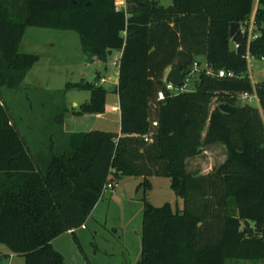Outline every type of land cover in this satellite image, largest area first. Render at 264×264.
I'll return each mask as SVG.
<instances>
[{
    "label": "trees",
    "instance_id": "trees-1",
    "mask_svg": "<svg viewBox=\"0 0 264 264\" xmlns=\"http://www.w3.org/2000/svg\"><path fill=\"white\" fill-rule=\"evenodd\" d=\"M127 1L130 11L117 9L118 0H0V244L9 250L0 261L13 254L25 264H65L53 241L74 229L82 250L75 230L109 182L142 176L147 191L149 177L164 176L183 207L143 198L137 264H264V81L252 83L247 59L264 57V0ZM233 22L241 29L232 37ZM33 26L75 31L87 61L107 63L109 50L121 53L120 133L70 131L64 147L32 151L2 88H18L39 61L20 50ZM201 56L207 67L194 90L166 89L168 67L188 75ZM221 69L233 75L221 77ZM100 79L66 84L65 92H91L75 114L105 112ZM254 89L260 107L239 98ZM222 102L235 110L221 111ZM56 120L63 124L62 115ZM214 144L226 146V159L208 173L189 171L187 159Z\"/></svg>",
    "mask_w": 264,
    "mask_h": 264
},
{
    "label": "rangeland",
    "instance_id": "rangeland-1",
    "mask_svg": "<svg viewBox=\"0 0 264 264\" xmlns=\"http://www.w3.org/2000/svg\"><path fill=\"white\" fill-rule=\"evenodd\" d=\"M168 6L173 0H159ZM128 4V1H127ZM244 27V26H243ZM245 28V27H244ZM243 28V29H244ZM250 22V31L254 32ZM232 47H236L232 44ZM20 50L39 55V61L28 72L25 80L18 88H2V95L7 102L14 120L19 125L32 151H48L54 147H64L68 143V127L73 131H90L94 129L118 131L120 118L111 110L103 117L67 116L66 124L56 120L65 118L66 106L72 110V102L79 103L89 99V90L64 88L68 82L92 79L97 71L106 80L100 83L108 89V103L114 104L118 96L115 78L119 67L114 60L107 63L87 61L82 51L79 35L71 30L28 27L20 46ZM118 52V51H116ZM200 68L207 67L205 57H199ZM249 75L254 85L264 81V61L253 57L249 60ZM101 77V74L98 73ZM97 75L94 80H96ZM198 72L188 77L184 88L194 90L197 85ZM98 83V81H97ZM118 83V82H117ZM68 103V104H67ZM258 106V105H256ZM260 107V106H258ZM226 158V148L222 144L205 146L196 157L188 160V168L195 171L211 170L218 167ZM143 179L137 176H126L114 184L115 193L111 189L103 193V198L86 229L78 232L82 250L72 235L56 243L65 258V264H137L141 258V232L144 212L143 198L160 206L170 202L173 206H183V199L178 197L170 187V179L155 176L152 189L145 191L141 185ZM0 247L9 252L8 248ZM0 264H25L23 256L12 255L2 259ZM228 264H253L250 261H231Z\"/></svg>",
    "mask_w": 264,
    "mask_h": 264
},
{
    "label": "crops",
    "instance_id": "crops-1",
    "mask_svg": "<svg viewBox=\"0 0 264 264\" xmlns=\"http://www.w3.org/2000/svg\"><path fill=\"white\" fill-rule=\"evenodd\" d=\"M256 7H257V3H256V5H255V10H256ZM255 10H254V13H253L252 18H251V23H252V25H253V20H254ZM243 28H244V27H242V29H243ZM120 55H121L120 52H116V51H113V50H112V59L109 58V61H110V60H114L113 63H116V64L118 65V59H119ZM109 61H108L107 63H109ZM100 62H101V63H104V64L106 65V67H107V63L102 62V61H100V60H96V59L94 60V63H100ZM170 68H171V67H168V68L165 70L164 80H165V77H166L168 71L170 70ZM98 73L101 74V79L98 81V84H100V83H102L103 81L106 80L105 76L102 75V73H101L100 71H97L96 74H94V76H93V78H92V81H93V79H95V77H96V75H97ZM118 74H119V72L117 71L116 74H112L111 76H109L110 79H113L114 76L117 77V78H115L116 81H114V84H116V85H117V82H118ZM27 75H28V74H27ZM27 75H26V76H27ZM25 78H26V77H25ZM24 80H25V79H24ZM112 91H114V93L117 94V96H118V100L116 99L115 102H114V104H111V105H110V104L108 103V101H107V102H106V106H105V112H103V113H101V114H83V115H77V114H75V111L79 110L80 105L83 104L84 102H87V101L90 99V97H89V99L85 100V101L82 102V103H79V102H77V101H73V102H72V110H70V108H68L67 106L65 107V108L67 109V110H66L67 115H65V118L63 119V125L66 124V119H67V116H68V115H70L69 118H70V119H73V121H75L74 118H75L76 116H86V115H89V116H95V117H97V118H101V117H103L107 112H109V111L111 110L112 112L117 113V114L119 115V118H120V121H119V123H120V128H119V130L116 131V132L120 133V131H121V107H120V97H119L118 92H116V89H113ZM107 98H108V94H107ZM67 104H68V103H67ZM67 131H68V132H66V133H69L70 131H71V132H79V131H73L72 129H68ZM114 132H115V131H114ZM67 136H68V135H67ZM214 145H216V144H214ZM222 145H223V144H222ZM210 146H212V145H210ZM223 146L226 148L225 145H223ZM198 155H199V154H198ZM196 156H197V155H196ZM196 156H193V157H196ZM226 156H227V149H226ZM193 157H190V158L187 159V165H188V160H190V159L193 158ZM225 159H226V158H225ZM187 167H188V166H187ZM212 169H213V168H212ZM212 169H211V170H212ZM188 170H189V168H188ZM211 170H210V169H209V170H208V169H207V170H205V169H204V170H201L200 167H197V169H196L195 171H192V172L208 173V172H210ZM189 171H191V170H189ZM124 177H126V176H123V177H121L120 179H123ZM137 177H139L140 179H143L142 176H137ZM154 177H155V176H151V177H149V179H150V181H151V183H152V186H153V182H152V180H153ZM170 187H171V180H170ZM111 191H112V193H115V189H114V187H113V189H111ZM103 196H104V195H102V197L100 198V200H99V201L97 202V204L95 205V207H94V209H93L91 215L89 216V218L87 219V221L85 222V224H84L81 228H78V229L75 230V233H76L77 236H78V232H79V230H81V229H86V228L88 227V226H87L88 222H89L91 219H94V213H95V211L97 210L99 204L101 203ZM178 207L182 208L183 206H179V205H178ZM68 235H72L71 232H67V233L63 234L62 236L56 238V239L53 241V246H54L57 250H59L60 252H61V249H62V248H57V247H56V243H57V242H60L61 240H64ZM72 236H73V235H72ZM73 238H74V237H73ZM78 238H79V237H78ZM0 251H1L2 253H6V254L9 253V252L5 251V250H4L3 248H1V247H0ZM61 253H62V252H61ZM62 254H63V253H62ZM12 255H13V254H11L10 256H12ZM63 256H64V255H63ZM0 262H1V261H0Z\"/></svg>",
    "mask_w": 264,
    "mask_h": 264
},
{
    "label": "built area",
    "instance_id": "built-area-1",
    "mask_svg": "<svg viewBox=\"0 0 264 264\" xmlns=\"http://www.w3.org/2000/svg\"><path fill=\"white\" fill-rule=\"evenodd\" d=\"M116 7L117 9H124L125 11H128V8L130 7L129 4H127V0H118V2H116ZM256 35L253 34L252 31H250L249 33V37L252 38V37H255ZM253 58L250 54L247 55V59H248V62L249 60ZM262 61H264V57L261 59ZM201 70L200 68V63L198 62H195L193 67H192V70L190 71V73L188 75L185 74V82H184V85L188 79V77H190L193 73L195 72H199ZM207 73L208 74H212V70L211 69H207ZM219 76L221 77H224L226 75L228 76H232L233 75V72H226L224 69H221L218 73ZM166 82V81H165ZM184 85L183 86H176L174 85L173 83L171 82H166V89L169 90V91H172V92H181V91H184L185 88H184ZM166 97V94H165V91L164 90H160L158 92V100H163L165 99ZM239 98L240 100L243 102V103H250V104H255V105H260L259 103V97H258V94L256 92V90L254 89L253 91L249 92V91H244L242 93L239 94ZM154 125H157V122H154ZM114 187V184L113 183H108L106 185V189H113ZM74 229H70L69 232H72Z\"/></svg>",
    "mask_w": 264,
    "mask_h": 264
},
{
    "label": "water",
    "instance_id": "water-1",
    "mask_svg": "<svg viewBox=\"0 0 264 264\" xmlns=\"http://www.w3.org/2000/svg\"><path fill=\"white\" fill-rule=\"evenodd\" d=\"M137 3L132 4V8H136ZM131 8H128V11H130ZM241 29V23L239 22H233L231 25V29H230V34L233 37L236 32ZM109 58L112 59V50H109ZM114 78H117L116 76H114ZM89 82H92V79L88 80ZM165 81L166 82H171L176 86H183L184 82H185V73L182 71V68L180 66L178 67H171L170 70L168 71L166 77H165ZM219 109L223 112L226 113H231L235 110V106L227 103V102H222L218 105ZM68 129H70L68 127ZM121 178V177H120Z\"/></svg>",
    "mask_w": 264,
    "mask_h": 264
}]
</instances>
